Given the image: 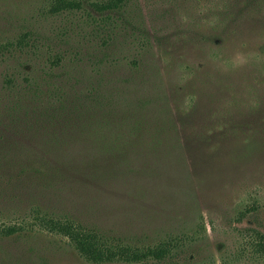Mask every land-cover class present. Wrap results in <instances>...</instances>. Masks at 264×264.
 Returning a JSON list of instances; mask_svg holds the SVG:
<instances>
[{
  "label": "rangeland",
  "instance_id": "rangeland-1",
  "mask_svg": "<svg viewBox=\"0 0 264 264\" xmlns=\"http://www.w3.org/2000/svg\"><path fill=\"white\" fill-rule=\"evenodd\" d=\"M0 264H264V0H0Z\"/></svg>",
  "mask_w": 264,
  "mask_h": 264
},
{
  "label": "trees",
  "instance_id": "trees-1",
  "mask_svg": "<svg viewBox=\"0 0 264 264\" xmlns=\"http://www.w3.org/2000/svg\"><path fill=\"white\" fill-rule=\"evenodd\" d=\"M125 0H118V3H124ZM59 7H73L75 4L69 2H60ZM109 5L98 7V10L110 9ZM61 225V226H60ZM61 233L66 235L74 244L75 249L86 260L94 263L112 262L115 260H122L124 262H137L148 257L154 259H161L165 254L164 248H152L145 251L123 248L119 246H106L96 235L87 234L81 229L69 225L53 224L52 228H56Z\"/></svg>",
  "mask_w": 264,
  "mask_h": 264
}]
</instances>
